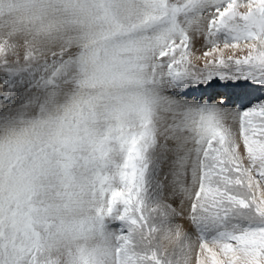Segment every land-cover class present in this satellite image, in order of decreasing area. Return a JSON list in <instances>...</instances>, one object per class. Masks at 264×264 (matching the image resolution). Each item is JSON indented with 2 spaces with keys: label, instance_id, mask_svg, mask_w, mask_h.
I'll list each match as a JSON object with an SVG mask.
<instances>
[{
  "label": "clouds",
  "instance_id": "9594fccd",
  "mask_svg": "<svg viewBox=\"0 0 264 264\" xmlns=\"http://www.w3.org/2000/svg\"><path fill=\"white\" fill-rule=\"evenodd\" d=\"M187 4L0 0V58L16 50L22 60L39 61L58 53L73 60L62 90L47 95L42 109L4 122L0 131V230L10 239L16 214L21 209L27 213L39 238L34 254L39 264H122L124 253L99 225L108 214L96 190L100 178L87 175L85 166L97 156L104 158L109 145L119 141L127 147L125 169L135 150L141 152V141L153 125L162 134L170 125L187 129V108L161 101L157 87V81L170 74L159 67L161 38L167 42L180 39L181 32L190 37L207 32V3L196 7V15L180 11L175 16L179 31L168 29L165 12L171 15ZM243 9L246 13V4ZM210 125L211 117H200L198 127L182 133L193 141L192 147L197 138L205 141L204 156ZM218 127L231 134V128ZM23 181L31 182L33 191L18 202L12 192ZM185 233L175 229L149 234V243L159 248L153 256L162 254L171 264H206L205 247L220 249L219 241L193 243ZM241 264H246L242 254Z\"/></svg>",
  "mask_w": 264,
  "mask_h": 264
},
{
  "label": "rangeland",
  "instance_id": "374dc122",
  "mask_svg": "<svg viewBox=\"0 0 264 264\" xmlns=\"http://www.w3.org/2000/svg\"><path fill=\"white\" fill-rule=\"evenodd\" d=\"M241 11L244 12V9L241 8ZM190 14H198L197 9H188L184 12L185 16ZM224 38L223 36L218 38L221 48H223ZM191 40L192 62L197 67L202 68L205 63L203 53L211 48L210 43L213 41L209 40L207 32L201 36H191ZM232 53L243 57L247 55L248 48L241 44L240 49L224 50L225 56ZM66 57L64 53H58L51 54L39 61L22 60L16 50H10L4 58H0V98L5 99L8 97L6 100L9 99L8 102H5V105L2 103L3 108L1 107V110L4 112L6 110L7 114L13 115L14 118L9 116L11 119L7 118L4 121L13 122L12 120H15L19 111L25 114L28 110L42 109V99L50 93L55 94L65 87L73 64L72 58ZM208 59H211V57H208ZM61 72L64 73L62 74ZM196 83L197 85L200 83L199 77L189 75L176 76L173 74L165 75L163 79L157 81V87L161 90V95L159 96L161 101L163 100L169 105L183 104L186 108L190 107L187 110H191V107L196 109L186 113L184 123L188 124L187 129L182 127L181 124L170 125L168 131L163 134L155 125L148 129V134L141 141V158L138 162L141 178L137 204L125 215L126 206L118 203L113 206L110 214L108 213L99 221L105 238L114 240L119 248L125 244L126 239L128 241V251L139 259L140 264H156V261L151 259V257H153V253L159 252V248L156 243H149L148 237L149 234L154 236L158 230L185 229L190 236L186 239L187 241L213 243L222 241L226 235L242 230L245 227L264 224V219L256 217L252 210L231 207L225 214L222 208L213 207L211 204L206 205L204 200L197 198V193L201 187L206 186L205 172L208 167V161L203 155L205 141L197 138L195 140L196 146L192 147L193 141L187 137L182 138V133L186 130H192L194 126L198 127L200 117L207 116H211L216 124L231 128L238 124L236 118L241 109L239 103L227 102V97H231L233 101L237 100L238 97L233 95L234 90L231 87L224 86L226 82L216 81L203 85L204 96L193 91V88L197 86H195ZM43 84L47 86L44 88ZM177 87L179 88L177 89ZM18 88L21 89L19 90ZM53 91L54 93H52ZM46 92L47 94H45ZM14 94L17 95L14 96ZM221 94L224 95L221 96V104L219 103V105L215 99H210ZM25 95L26 97H24ZM29 96L32 97L30 98ZM18 99H23V101ZM176 100H178L177 103ZM248 100H254V98L250 96L248 99L241 100V102L248 103ZM10 102L11 105L9 104ZM213 104H216L214 106L217 107L214 108ZM6 105L10 106L7 108ZM1 110L0 112H2ZM11 111H15L13 112L14 114ZM222 111L224 112L222 113ZM189 112L191 113L189 114ZM228 112L229 114H227ZM205 114L208 115L205 116ZM222 114L223 116H221ZM187 117L188 119L191 118L190 121ZM240 143L241 145L243 144L242 137L240 138ZM109 147L111 151L104 158L97 156L85 166L87 175L93 178H100L96 180V190L100 192L101 200L108 206L111 203V193L124 188L120 174L124 170L127 156L126 145H122L119 141L112 142ZM243 155L246 157V150L243 151ZM244 162L245 166H248L246 159ZM254 175L256 174L254 173ZM255 194L258 197L264 195V184L255 190ZM133 220L136 223H132ZM216 251L219 252V250ZM219 255L222 256L221 260L225 259L222 254ZM155 257L160 261V264H171L170 259L163 258L162 254H158ZM206 264H210V260L206 261Z\"/></svg>",
  "mask_w": 264,
  "mask_h": 264
},
{
  "label": "snow or ice",
  "instance_id": "6c2138e0",
  "mask_svg": "<svg viewBox=\"0 0 264 264\" xmlns=\"http://www.w3.org/2000/svg\"><path fill=\"white\" fill-rule=\"evenodd\" d=\"M203 3L210 5L207 33L209 40L213 41L210 43L211 48L203 53V67L193 64L191 37L182 32L178 40L166 42L161 38L159 67L166 68L176 76L199 77L200 83L193 91L202 96L203 85L209 82H226L224 86L234 90L233 95L238 99L233 101L227 97V102L240 104L241 110L236 118L238 124L231 127L229 134L211 118L205 154L208 161L206 186L201 187L197 198L203 197L206 205L222 208L225 214L231 207H236L252 210L256 217L264 219V196L255 194V190L264 184V0H188L184 9H176L171 15L165 12L168 29L179 31L175 23L176 14L196 9ZM245 4L248 7L246 13L241 11ZM221 36L225 37L223 48L218 39ZM241 44L248 48L247 55L240 57L232 53L225 56L224 50L240 49ZM223 95L210 99L221 104ZM250 96L254 100L241 102ZM244 150L246 157L243 155ZM139 158L137 149L121 174L124 188L111 193L109 214L118 203L126 206L125 215L137 204L141 178L137 162ZM245 159L248 166H245ZM2 168L3 161L0 160V170ZM32 191L31 182L23 181L13 190L12 196L19 202ZM2 220L3 207L0 203ZM12 227L13 235L7 240L0 230V264H39L38 256L34 255L40 247L39 238L32 228L30 216L21 209L13 219ZM219 242V252L215 248L205 247L210 264H241V254L246 258V264H264V224L245 227L226 235ZM127 244L125 239L120 249L124 253L122 264H140L139 259L128 251ZM219 254L225 259H219ZM151 259L160 264L155 256Z\"/></svg>",
  "mask_w": 264,
  "mask_h": 264
},
{
  "label": "bare ground",
  "instance_id": "6f19581e",
  "mask_svg": "<svg viewBox=\"0 0 264 264\" xmlns=\"http://www.w3.org/2000/svg\"><path fill=\"white\" fill-rule=\"evenodd\" d=\"M186 16H187V15H186ZM192 38H193V37H192ZM192 40H193V39H192ZM192 40H191V42H192ZM64 55H65V54H64ZM67 57H68V56H67ZM67 57H66V58H67ZM64 58H65V57H64ZM68 60H69V59H68ZM63 61H65V60H63ZM62 67H63V66H62ZM44 68H45V67H44ZM45 69H46V68H45ZM50 71H51V70H50ZM43 73H44V70H43ZM46 73H47V72H46ZM48 73H50V72H48ZM61 73H62V72H61ZM63 73H64V72H63ZM63 73H62V74H63ZM54 74H55V72H54ZM68 74H69V73H68ZM65 75H66V74H65ZM51 76H52V75H51ZM64 78H65V77H64ZM33 79H34V78H33ZM54 82H55V81H54ZM178 82H179V81H178ZM45 83H46V82H45ZM58 83H59V82H58ZM182 85H183V84H182ZM185 85L187 86V84H185ZM196 85H197V83L195 84V86H196ZM43 86H44V84H43ZM46 86H47V85H46ZM46 86H44V88H45ZM63 86H64V85H63ZM65 86H66V84H65ZM180 86H181V85H180ZM35 87H36V86H35ZM35 87H34V88H35ZM41 87H42V86H41ZM48 87H49V86H48ZM205 87H206V86H205ZM44 88H43V89H44ZM62 88H63V87H62ZM62 88H61V89H62ZM178 88H179V87H177V89H178ZM184 88H185V87H184ZM212 88H213V87H212ZM18 89H19V88H18ZM20 89H21V88H20ZM20 89H19V90H20ZM46 89H49V88H46ZM46 89H45V90H46ZM52 89H53V88H52ZM193 89H194V88H193ZM206 89H207V88H206ZM16 90H17V89H16ZM23 90H25V89L23 88ZM28 90H30V89H28ZM28 90H27V91H28ZM45 90H44V92H45ZM54 90H55V89H54ZM181 90H182V89H181ZM191 90H192V89H191ZM231 91H232V90H231ZM14 92H15V90H14ZM24 92H25V91H24ZM30 92H31V90H30ZM40 92H41V91H40ZM44 92H43V93H44ZM47 92H48V90H47ZM47 92H46L45 94H47ZM50 92H51V91H50ZM186 92H187V91H186ZM209 92H211V91L209 90ZM5 93H6V92H5ZM8 93H9V92H8ZM25 93L28 94L27 92H25ZM25 93H23V94H25ZM32 93H33V91H32ZM52 93H54V91H53ZM175 93H176V91H175ZM183 93H185V92H183ZM189 93H190V92H189ZM40 94L42 95V93H40ZM48 94H49V93H48ZM50 94H51V93H50ZM163 94H164V93H163ZM192 94H194V93H192ZM259 94H260V93H259ZM4 95H5V94H4ZM6 95H7V94H6ZM8 95H9V94H8ZM15 95H17V94H14V96H15ZM29 95H30V93H29ZM34 95H35V94H34ZM160 95H161V94H160ZM1 96H3V95L1 94ZM9 96H10V95H9ZM14 96H13V100H14V98H15ZM162 96H163V95H162ZM172 96H173V95H172ZM196 96H198V95H196ZM208 96H209V95H208ZM24 97H26V95H25ZM29 97L31 98L32 96H29ZM33 97H34V96H33ZM39 97H40V96H39ZM39 97H38V98H39ZM225 97H226V96H225ZM7 98H8V97H7ZM7 98H5V99L0 98V110H1V107L3 108V105H5V102H8V101H9V99L6 100ZM40 98H41V97H40ZM42 98H44V97H42ZM159 98H160V97H159ZM164 98H165V97H164ZM16 99H17V98H16ZM23 99H24V98H23ZM23 99H18V100H22V101H23ZM25 99H26V98H25ZM27 99H28V98H27ZM168 99H169V97H168ZM182 99H183V98H182ZM187 99H188V98H187ZM189 99H190V98H189ZM13 100H12V102L15 101V100H14V101H13ZM29 100H31V99H29ZM29 100H28V102H29ZM37 100H38V99H37ZM42 100H43V99H42ZM192 100H193V99H192ZM196 100H197V99H196ZM196 100H195V101H196ZM205 100H206V99H205ZM222 100H224V99H222ZM33 101H34V100H33ZM33 101H32V102H33ZM39 101H40V99H39ZM39 101H37V102L39 103ZM162 101H163V100H162ZM177 101H178V100H176V103H177ZM190 101H191V100H190ZM212 101H213V100H212ZM215 101H216V100H215ZM163 102H165V101H163ZM188 102H189V101H188ZM192 102H193V101H192ZM192 102H191V103H192ZM216 102H217V101H216ZM2 103H3V105H2ZM20 103H21V102H20ZM24 103H26V101H24ZM180 103H181V102H180ZM194 103H195V102H194ZM197 103H198V102H197ZM197 103H196V105H197ZM202 103H203V102H202ZM202 103H201V104H202ZM205 103H206V102H205ZM214 103H215V102H214ZM6 104H7V103H6ZM9 104L11 105V102H10ZM41 104H43V103L41 102ZM41 104H40V105H41ZM186 104H187V103H185V105H186ZM10 105H8V106H10ZM16 105L18 106V103H17V102H16ZM32 105H33V104H32ZM171 105H172V104H171ZM192 105H193V104H192ZM214 105H216V104H213V106H214ZM218 105H219V103H218ZM6 106H7V105H6ZM6 106H5V107H6ZM8 106H7V108H8ZM14 106H15V104H14ZM21 106H22V104H21ZM26 106H27V105H26ZM186 106H188V105H186ZM189 106H190V105H189ZM193 106H194V105H193ZM220 106L223 107L224 105H223V106L220 105ZM12 107H13V106H12ZM28 107H29V106H28ZM30 107H31V106H30ZM196 107H197V106H196ZM216 107H217V106H214V108H216ZM221 107H219V108H221ZM224 107H225V106H224ZM9 108H10V107H9ZM14 108H15V107H14ZM187 108H188V107H187ZM189 108H190V107H189ZM189 108H188V109H189ZM195 109H196V108H195ZM195 109H193V108L191 107V110H188V111H192V110H195ZM225 109H227V108H225ZM234 109H235V107H234ZM4 110H5V109H4ZM15 110H16V109H15ZM202 110H203V109H202ZM222 110H223V109H222ZM1 111H2V110H1ZM23 111H24V110H23ZM28 111H29V110H28ZM208 111H209V110H208ZM224 111H225V110H224ZM224 111H222V113H223ZM227 111H229V110H227ZM227 111H226V112H227ZM5 112H6V113H5ZM5 112H4V111L0 112V131L5 130L4 127H3L4 122H7V123H9V124L12 123V122L10 123L9 121H4V120H6L7 118H9V116L11 115V114L8 115L6 110H5ZM11 112L13 113V112H15V111H11ZM9 113H10V112H9ZM190 113H191V112H189V114H190ZM206 113H207V112H206ZM13 114H14V113H13ZM195 114H196V113H195ZM227 114H229V112H228ZM18 115H23V114L19 111V114H18ZM191 115H192V114H191ZM207 115H208V114H207ZM207 115L205 114V116H207ZM15 116H16V115H15ZM209 116H210V115H209ZM221 116H223V114H222ZM227 116H228V115H227ZM10 117L13 118V115L10 116ZM207 117H208V116H207ZM210 117H211V116H210ZM224 117H226V116L224 115ZM11 118H9V119H11ZM194 118H195V117H194ZM220 118H221V117H220ZM13 119H14V118H13ZM187 119H188V117H187ZM190 119H191V118H190ZM190 119H188V120L190 121ZM218 119H219V118H218ZM225 119H226V118H225ZM195 120H196V119H195ZM195 120H194V121H195ZM220 120H221V119H220ZM10 121H11V120H10ZM12 121H14V120H12ZM194 121H193V122H194ZM191 122H192V121H191ZM191 122H190V123H191ZM185 124H186V123H185ZM187 125H188V124H187ZM190 127H191V126H190ZM190 127H189V129H190ZM263 196H264V195H263ZM248 215H250V214H248ZM189 237H190V236H189L187 233H185V239H187V238H189ZM214 237H215V236H214ZM221 257H222L221 255H218V258H219V259H221Z\"/></svg>",
  "mask_w": 264,
  "mask_h": 264
}]
</instances>
